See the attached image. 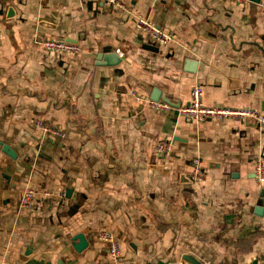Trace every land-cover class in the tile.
<instances>
[{
  "label": "crops",
  "instance_id": "1",
  "mask_svg": "<svg viewBox=\"0 0 264 264\" xmlns=\"http://www.w3.org/2000/svg\"><path fill=\"white\" fill-rule=\"evenodd\" d=\"M123 1L131 13L93 0H0V141L15 154L0 145V264H264V183L254 178L264 130L177 115L197 83L209 106L264 113V0ZM135 16L175 42L147 38ZM63 38L80 51L42 45ZM114 52L119 64H99ZM156 89L170 111L137 98ZM36 120L66 136L43 135ZM170 139L164 157L156 146ZM196 157L202 182L190 178ZM26 187L67 196L23 209Z\"/></svg>",
  "mask_w": 264,
  "mask_h": 264
},
{
  "label": "built area",
  "instance_id": "2",
  "mask_svg": "<svg viewBox=\"0 0 264 264\" xmlns=\"http://www.w3.org/2000/svg\"><path fill=\"white\" fill-rule=\"evenodd\" d=\"M102 5H107L116 8L125 13H131L129 6L123 0H93ZM238 3H246L249 0H235ZM130 11V12H129ZM135 27L147 38L151 39L157 44L166 45L175 42L176 34L163 26L150 21L143 16H135ZM3 20L0 16V41L3 39ZM45 50L49 52H70L77 53L80 51V46L77 42L70 39H47L42 42ZM120 52V51H119ZM137 98L151 108L157 111H170L171 104L163 100H152L141 95ZM178 117L186 118L193 121L216 120L227 121L234 118L246 119L248 117L255 118L257 125L261 130H264V113L258 112L252 107H226V106H209L204 102V89L199 83L195 84L191 90V100L178 108ZM35 127L38 128L43 135H50L56 137H65L66 134L60 128L51 125L42 120L35 121ZM173 148V140L161 141L157 144V152L167 157L171 154ZM205 168L202 165L200 158L196 157L192 163L191 180L193 182H202L205 178ZM254 178L258 183H264V155H259L255 161ZM67 191L65 189L52 190L46 189L37 191L34 188L26 187L23 190L20 207L23 209L33 208L38 201L47 202L52 198H65ZM99 238L109 246L110 256L118 261L121 258V246L116 236L110 230L103 229L99 232ZM208 260L202 261L200 264H209ZM176 264H186L185 260H180Z\"/></svg>",
  "mask_w": 264,
  "mask_h": 264
},
{
  "label": "water",
  "instance_id": "3",
  "mask_svg": "<svg viewBox=\"0 0 264 264\" xmlns=\"http://www.w3.org/2000/svg\"><path fill=\"white\" fill-rule=\"evenodd\" d=\"M11 12L13 13V10L12 11L10 10V13ZM98 61H99V64H101V65H116L122 61V58L119 56L118 53L114 52L111 54H99L98 55ZM193 66H195V64L192 65V69H193ZM151 99L156 100V101L163 100V101H165L171 105H175L173 100H171L167 95L162 96V93L158 89L154 90L153 95L151 96ZM246 121L251 123V124H257V120L255 118L248 117V118H246ZM0 145H3V150L5 152H7L9 155L15 157V154L9 145L2 144L1 141H0ZM186 259L191 261V262H194V264H199V262L195 261L194 258H192L191 256H187Z\"/></svg>",
  "mask_w": 264,
  "mask_h": 264
}]
</instances>
